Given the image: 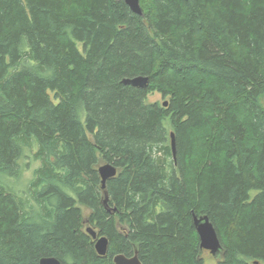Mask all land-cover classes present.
Returning <instances> with one entry per match:
<instances>
[{
    "label": "trees",
    "instance_id": "16d2710c",
    "mask_svg": "<svg viewBox=\"0 0 264 264\" xmlns=\"http://www.w3.org/2000/svg\"><path fill=\"white\" fill-rule=\"evenodd\" d=\"M141 6L0 0V264H264V0Z\"/></svg>",
    "mask_w": 264,
    "mask_h": 264
},
{
    "label": "water",
    "instance_id": "95a60500",
    "mask_svg": "<svg viewBox=\"0 0 264 264\" xmlns=\"http://www.w3.org/2000/svg\"><path fill=\"white\" fill-rule=\"evenodd\" d=\"M128 7L132 12L138 14L140 16L144 15L143 8L141 6V0H124ZM125 85H130L136 88H147L150 84V79L148 77H136L133 79H125L123 80ZM168 105V102L165 103V106ZM171 146L174 157L176 156V142L175 135L171 134ZM118 173L117 168L112 164H105L99 168V174L102 179V189L105 194L104 205L107 208L108 212L115 213L117 211L116 208H110L108 206L109 197L106 192L107 182L116 177ZM194 218V226L196 228L197 234L200 240V253L202 254L204 251H208L212 256L218 257L223 253V245L220 238L219 233L217 232L214 225L211 223L208 216H198L195 212H193ZM95 241V248L100 257H106L109 248L110 242L106 237H98V233L93 229L89 228L87 231ZM115 264H142L139 259L138 252H136L135 256L132 258H128L123 254H118L114 257ZM39 264H62L55 257H46L40 260Z\"/></svg>",
    "mask_w": 264,
    "mask_h": 264
},
{
    "label": "rangeland",
    "instance_id": "374dc122",
    "mask_svg": "<svg viewBox=\"0 0 264 264\" xmlns=\"http://www.w3.org/2000/svg\"><path fill=\"white\" fill-rule=\"evenodd\" d=\"M148 101L161 102V103L165 102L166 103V101L168 102L169 99L165 98L162 94L156 92V93L150 95V99ZM169 142L171 143V140ZM27 162L30 163L29 160H27ZM36 166H37L36 164H32V165H30V168L34 169V167H36ZM30 176H31V174H28V175H26V178H29ZM201 256L203 258L204 264H218V262L220 261V257H214L208 251H204L201 254Z\"/></svg>",
    "mask_w": 264,
    "mask_h": 264
},
{
    "label": "flooded vegetation",
    "instance_id": "af4514ba",
    "mask_svg": "<svg viewBox=\"0 0 264 264\" xmlns=\"http://www.w3.org/2000/svg\"><path fill=\"white\" fill-rule=\"evenodd\" d=\"M98 237H100L99 235H98ZM136 254V253H135ZM135 256V255H134ZM134 256H132V257H134ZM127 257V256H126ZM132 257H128V258H132Z\"/></svg>",
    "mask_w": 264,
    "mask_h": 264
}]
</instances>
